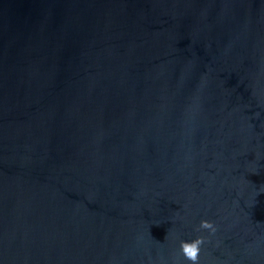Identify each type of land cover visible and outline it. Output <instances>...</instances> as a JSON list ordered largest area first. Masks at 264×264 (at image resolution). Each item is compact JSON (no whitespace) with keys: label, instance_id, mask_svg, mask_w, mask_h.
Returning <instances> with one entry per match:
<instances>
[{"label":"water","instance_id":"1","mask_svg":"<svg viewBox=\"0 0 264 264\" xmlns=\"http://www.w3.org/2000/svg\"><path fill=\"white\" fill-rule=\"evenodd\" d=\"M198 236L264 264V0H0V264Z\"/></svg>","mask_w":264,"mask_h":264},{"label":"clouds","instance_id":"2","mask_svg":"<svg viewBox=\"0 0 264 264\" xmlns=\"http://www.w3.org/2000/svg\"><path fill=\"white\" fill-rule=\"evenodd\" d=\"M208 229L213 233L216 231V225L213 221L204 219L200 222L198 230ZM205 237L198 236L192 240H181L180 241V250L190 264H199L201 246L204 243Z\"/></svg>","mask_w":264,"mask_h":264}]
</instances>
